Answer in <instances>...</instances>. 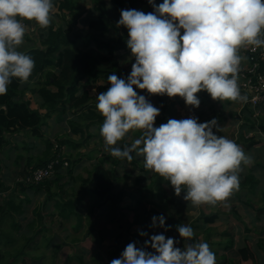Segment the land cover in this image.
I'll list each match as a JSON object with an SVG mask.
<instances>
[{"label":"clouds","instance_id":"clouds-1","mask_svg":"<svg viewBox=\"0 0 264 264\" xmlns=\"http://www.w3.org/2000/svg\"><path fill=\"white\" fill-rule=\"evenodd\" d=\"M148 2L153 12L123 9L117 22L128 31L126 43L135 62L126 79L110 74V87L96 96V109L104 118L100 135L105 150L129 161L133 152L142 156L146 169L169 181L177 196L183 192V199L193 206H227L239 190L243 167L253 158L213 131L216 119H169L155 127L160 109L135 89L179 96L194 108L200 106L201 91L214 101L241 98L239 51L248 45L264 48V0ZM54 8L53 0H0V95L7 93L13 78L27 82L35 67L30 55L18 51L27 30L24 22L46 29ZM130 130H141L140 137L130 146H117ZM152 226L164 227L165 217L154 216ZM177 231L188 242L183 248L176 246L175 238L156 234L143 247L129 243L110 264H216L207 242H191L195 233L190 225H178Z\"/></svg>","mask_w":264,"mask_h":264},{"label":"trees","instance_id":"trees-1","mask_svg":"<svg viewBox=\"0 0 264 264\" xmlns=\"http://www.w3.org/2000/svg\"><path fill=\"white\" fill-rule=\"evenodd\" d=\"M88 1L92 2L91 10L86 9ZM53 2L56 9L55 17L59 19V22L56 23L52 19L48 28H39L36 31L37 36L34 40L25 35L28 40L32 41V44L26 45V48L21 50V52L30 55L35 61L32 75L25 83L13 78L8 86L7 93L0 95V152L8 142L7 133L28 129L34 137L43 138L41 127L46 124V120L52 113H56L58 118L65 113L68 114L67 121H65L68 123L69 132L61 137H56L58 146L54 147L51 141L47 140L45 151L40 155L29 157L26 162L27 169H25V172L26 176H28L33 170L46 167L51 161H55V158H58L57 163L53 166V175L39 183L28 181L27 183L22 182L19 184L25 188H35L36 191L44 189L48 196L56 198V209L59 215L64 218L72 214L81 216L79 205H81V199L85 194L96 195L100 200L98 201V203H101L100 206L103 205L102 207L107 206L109 208L107 214L116 212L118 214L119 210H121L120 214L124 216V210L137 211L138 208L137 206L135 208L129 206L125 209L119 207V203H121L128 192L126 186L117 189L118 180L114 166L118 164L119 159L117 158L118 161L116 159L112 160V163L107 164V161L112 158L110 154H103L102 158H99L93 164L92 169L88 172L89 177L70 176V183L74 179H81L83 185L80 187V194L73 193L71 198L68 193L66 194L65 189L63 191V187H59L58 191H53L52 188L58 185L62 178L61 169H63V162L68 161L65 170L70 175L75 162L70 154H62L60 147L67 145L77 148L83 142L87 144V141H89L88 137L93 136L90 127L93 125L101 128L104 118L96 109V96L100 92L107 91L108 87H110L107 77L114 73L118 77L126 79L131 72L121 63L117 54V52L128 48L126 43L128 31L123 26H120L123 29L117 27L113 13L121 8L138 10L141 4L145 8V13L153 12L154 9L148 0H110V7H107L105 0H53ZM155 3L159 5L163 3V0H155ZM26 22L29 23L30 21ZM80 23L86 28L79 27L78 24ZM31 83L35 86L34 94L38 99L35 105H33L31 99L24 98ZM90 89H95L97 95H90ZM204 94L206 96L209 95L206 91H204ZM154 98L161 109V113L157 117L156 127L167 123L169 119H177L173 116V112L183 104V101L179 100L178 96L169 98L167 95H154ZM164 113L168 114L164 115ZM250 116L249 122L254 124L258 119L252 117L253 113H250ZM73 135H80L79 141L71 139L70 136ZM140 135L141 133L138 132L134 139L135 137H140ZM128 137H130L129 133L121 141L130 146L132 143L127 141ZM57 154H59L58 157ZM132 156L133 159L130 162L140 166L137 159L143 157L135 152L132 153ZM29 166L32 167L29 168ZM1 170L2 163L0 159V172ZM142 171L145 173L149 169L141 167L140 174L136 178L138 183L146 180L144 174L142 175L141 173ZM150 180L151 183L146 189L158 196L162 194L160 193L162 191L161 184L163 182L170 184L169 181L163 179L154 171ZM245 180L246 183L251 180L253 182L255 178L252 175H247ZM70 183L66 184L70 185ZM89 185H93V188H90ZM150 186L153 187L151 188ZM3 188L4 183L0 177V191ZM64 195L67 196V199H64ZM14 196L11 194L6 204L0 205V264H14L13 262L16 261L12 252L14 250L17 256L24 255L29 257L30 255L29 252H22L23 249L20 248L24 247L25 244L20 245V238H16L14 235L15 231L17 232L20 227L16 216L23 210V200L19 197L20 200H17ZM173 201L174 204L179 203L180 207L182 201ZM173 201H171V205ZM6 211H9V214L14 216L15 219L9 222V227L3 228L5 223L3 215ZM145 211L142 215H137V218L132 222V224L141 225L144 229V231L141 229L138 233H133V240L137 241L142 237L140 235L141 232L150 230L152 218L148 216V212L154 213L157 217L160 214L153 207L147 209L148 212ZM175 214H180V211L169 213L168 219L165 220V227L171 226L177 230V226L182 224L180 217L174 218ZM203 218L204 224L198 223L197 218L193 223L192 229H200L205 224L213 222L215 215L204 216ZM209 235L210 232L205 236L207 242ZM126 238L125 242H130V239ZM21 239L26 242L27 237H21ZM80 241V239L75 238L72 242L77 243ZM228 241H230L229 245L225 244V247H231L234 243L233 240ZM191 242L195 243L198 241L193 238ZM63 243L59 244L58 247L60 248ZM123 250V246L118 245V248L112 251V255L118 257ZM238 253V259L235 260L223 255L216 264H256V255L250 245H242L238 249ZM98 264H110V262H101L99 260Z\"/></svg>","mask_w":264,"mask_h":264},{"label":"crops","instance_id":"crops-1","mask_svg":"<svg viewBox=\"0 0 264 264\" xmlns=\"http://www.w3.org/2000/svg\"><path fill=\"white\" fill-rule=\"evenodd\" d=\"M107 7H110V6H107ZM242 48L239 51V55L242 57L239 67L245 64V59L243 58V55H242ZM119 52L121 53L117 52V54L123 53V51H119ZM118 58H120V55L118 56ZM132 58L134 59V57ZM129 64L132 65L133 63L130 62ZM240 97L241 98L235 101L225 100L226 103L225 104L223 102L220 103V107L218 108L217 111H212V112H217L220 114L216 118L219 126L216 129H213V131L216 133H218L219 131L220 135L217 134L219 136H221V134L224 132L228 139H231L234 142L237 141L235 143L241 146L244 152L253 158V162L251 163L250 166L243 167V171L239 175V181L240 183L241 182L243 183L240 184L241 187L239 188V190L235 191L231 195L227 206H225L224 203H217L214 206L208 205L207 207H204L203 205H201L198 207L197 217H198V223L204 224L205 222L203 220L204 216L215 215V219L213 220V222L205 224L199 230L201 231V234H205L204 237L207 235L208 232H210V235H209L210 244H215L216 246H220L222 243H224V241L233 240L234 243L231 245V247L229 246L225 247V249L222 250L221 253L219 254V257L226 255L236 260L237 257L239 258L238 249L242 245L248 244L250 245L254 254L257 256L256 263L263 264L260 257L264 256V115L260 116L258 120L254 122V124L250 123L249 119L251 117L250 113H252V110L249 109L247 106L243 105L241 93H240ZM32 98H33L32 100L33 105H35L38 99L35 100L34 96H32ZM229 103H231L232 105V112L230 111L231 108L226 106ZM210 109L213 110L212 105H210ZM203 112L208 113V110L206 109V107L200 110V112L198 113L199 117H203ZM45 125L46 124L42 125L41 127L42 133H43V127ZM62 129H63V131H61L62 133L60 132L61 136L69 132L68 127H63ZM234 133L236 137L234 136L232 138L231 136ZM248 133H251L252 136L249 138L248 137L246 138V135ZM7 137H8L7 138L8 142L4 145L2 151L0 152V159L2 163V170L0 172V177L4 183V188L0 191V205L6 204V202L9 200L11 196V193L14 191H16L15 192L16 196H18L21 199L23 197H21L20 194L32 195L34 193L35 194L38 193L36 204L34 203L32 205H29L30 207L23 206L22 212L17 215L18 216L17 220L20 225V229L17 232L15 231V234H14L16 238H20V241H21V243H19L20 245L25 244L27 241H29L32 238H35L38 242L41 240L40 238H42V242L40 244V255L34 258L36 264H42V260L43 258L46 257L47 254L49 255L50 258L53 257V255L56 256V253H58L59 249L64 244L68 243L67 241L70 242L71 246H75L77 243L72 242L75 238H78L82 241L83 239L90 237V233H91L90 231L93 229L94 222H96L94 216L90 217L91 213L93 212L91 211L92 209L97 208V212L95 213V215H103L102 216L103 219L100 224L108 222L106 219V216H104L107 214V212L106 214L101 213V208L103 205L100 206L101 203H98V201L100 200L94 194H90L89 198L87 199V203H88L87 208L89 209L87 213L89 214V217H87L88 214L85 215L84 213L81 212V216H75L72 214L69 217L64 218L59 215L56 209V198L54 197L52 198L48 196L47 192L44 189L36 191L35 188H30V187L25 188L24 186L20 184H19V191H17L15 187L12 188L10 184H8V182H10V179H12L15 176H17V179H19L20 176L24 179L27 175L25 172V169H27L26 162L28 158L31 156L40 155L43 151H45V146H43V149H39L38 151L35 150L36 152H38L37 154L27 155L28 158H25V161H24V155L20 151L25 153L28 147L33 148L36 143L35 141L36 139H34V136H32L31 131L28 129L15 131L14 133H7ZM132 139H134V135L130 133V138L128 141H132ZM84 145H87V144L83 142L81 145L78 146L79 149L76 152L74 157H76L77 154H80V155L84 154V153H80L82 152L83 150L82 146ZM103 154H104V150L100 154V158H102ZM18 159L21 160L19 162V165L21 166V168L19 167L20 168L19 170L17 168H15L14 170H7L8 168L13 169L14 167L12 166H16ZM73 159L76 163H78L81 159V156H79V158H73ZM123 161H124V164H123ZM125 161L126 159L119 160L118 164L115 165L116 173H117L116 174L117 180L120 177L122 179L127 177L128 172L126 170L125 163L128 162L134 165L133 162H130V161L125 162ZM31 167L32 166H29V168ZM29 168L28 170H30ZM18 171H20V173H18ZM61 171L63 175H64V172H67V170L65 169H61ZM6 173H11V176L10 178H8V180L5 179V176L7 177ZM63 175L58 185L54 187L55 190H58L59 187L64 186L68 182L70 183V180L67 181L66 177H63ZM67 175L72 176L68 174V172H67ZM247 175H252L255 178V182L257 181L256 182L257 185L255 187H252L250 186V184H247L248 182L246 183L245 179L247 178ZM16 184L18 183L16 182ZM116 186H117V189H121L122 187H124V185L119 184V182H117ZM89 187L93 188V185H89ZM9 188L11 189V191H8ZM85 195L81 199L82 206L84 204L83 200H84ZM42 197H43V200H41ZM70 197L72 198V194ZM64 199H67V196L64 195ZM123 200L124 198L122 199V201ZM173 200H177L179 202L183 201L180 203V208H181L180 214L178 215L175 214L174 218L180 217V222L184 224L188 218L187 209L189 208H186L185 211H183L184 207L186 206L187 201H184L180 198L173 199ZM171 201L172 200L170 201L168 200L170 204H171ZM181 204H183V206H181ZM81 205H79V208H81ZM177 205L179 206V203H177ZM119 207H121V205H119ZM127 207L129 206L122 205L121 208L125 209ZM191 207L192 208L190 209L192 210L196 206L192 205ZM120 213H121V210H120ZM169 213H168V216H169ZM46 218H50V219L47 221ZM81 218H83L84 221H81ZM134 219H135V216L133 215V219L129 221V223L131 224L127 223L128 225H127L126 230H123L124 225H121V226L117 225L116 229L113 230L114 233H116L114 234V237L117 240L116 245H120L121 247L125 246V241L127 239L126 237L128 236V233L130 232L128 229L130 225H134L132 224ZM24 220H26V222H24ZM110 220L112 219L110 218ZM222 224H224V228L220 229L219 227ZM78 225L82 227L79 230H76V227ZM7 227H9V223L8 224L4 223L3 228H7ZM97 233H98V238L100 237V241H101L102 239L105 238L104 234H106L107 232L105 233L104 229L102 230V228H100L97 231ZM21 237H27L26 242L25 240L21 239ZM215 237L218 238V241H212V239H214ZM62 242L64 243L59 248L58 246ZM23 251L28 252L29 250L23 249L22 252ZM66 253H69L68 249L66 250ZM257 253H260V254L257 255ZM28 260L29 258H27L26 261H23V262L21 261V263L26 264ZM55 260L56 259H54V261ZM220 260L221 259L219 258L218 262ZM54 261L51 264H55Z\"/></svg>","mask_w":264,"mask_h":264},{"label":"rangeland","instance_id":"rangeland-1","mask_svg":"<svg viewBox=\"0 0 264 264\" xmlns=\"http://www.w3.org/2000/svg\"><path fill=\"white\" fill-rule=\"evenodd\" d=\"M106 1V5L110 6V0H105ZM91 6H92V2L88 1V4H86V9L91 10ZM125 8H121L119 10H117L116 12L113 13V17L115 19V23L117 25V22L120 19V12L121 10H123ZM140 11L144 12V6H142V4L140 5V8L138 9ZM55 13H56V9L54 8V11L52 13V19L55 20L56 23L59 22V19L57 17H55ZM85 15V14H84ZM27 25V30H26V34L28 35L31 40L36 39L37 33L36 31L40 28V26L38 24H36L34 21H30L29 23L26 22ZM83 24L80 23L78 24L79 27L81 28H86V26H82ZM117 27H120L117 25ZM120 29H123L122 27H120ZM127 30V29H126ZM113 33V32H112ZM28 40L26 37H24V43L18 48V51L23 50L24 48H26V45L29 46L32 44V41ZM123 51L122 54H118V56L120 55V59H121V63L124 64V66L129 69L131 71V64H129L130 62L134 63L135 59H133L132 54H131V50L128 48L126 50H121ZM121 53V52H118ZM238 82V81H237ZM35 86L33 83H31L29 85V89L28 91H26L24 98L25 99H31V101L33 100L32 96H34L35 100L37 99L35 93ZM135 91L138 92L139 95H143L145 96V98L148 100V102H150L153 106L159 108L158 103L156 102V99L154 98V95H150L149 93H147L146 90H140V89H135ZM90 95L92 96H96L97 95V91L95 89H90ZM165 96V95H164ZM197 96L200 100V106L199 108H194L192 106L186 105L185 101L183 98L178 96L179 100L183 101V104H181L180 108H178L177 110H175L173 112V116L175 118H177V120H181V119H186V118H191V117H195L198 119V122L204 123L207 121H210L212 119H216L220 114L217 112H212V111H217L218 108L220 107V103H226L225 100L223 101H214L212 100V98L210 97V95H205L204 91H201L199 93H197ZM35 102V101H34ZM33 103V101H32ZM210 105H212V109H210ZM206 107V109L208 110L207 112H203V117H199L198 113L200 112L201 109H203L204 107ZM227 107L231 108L230 111L232 112V105L231 103L226 105ZM160 109V108H159ZM211 110V111H210ZM160 113H161V109H160ZM168 113H164V115H167ZM72 116V115H71ZM69 116V117H71ZM68 118V114H64L61 115L59 118L57 116L56 113H52V115L46 120V125L43 127V138H36L34 137V139H36V143L34 145L33 148L28 147V149L25 151V153H23L22 151H20L23 155H24V161L25 158H28L27 155L29 154H37L39 149H43V146H45V143L47 140L51 141V143L53 144L54 147L58 146V140L56 138V136H61L60 134L62 133L61 131H63V127H68V124L65 122V120ZM71 119V118H70ZM154 126H157V118L155 120V124ZM219 126V125H218ZM67 131V129H66ZM90 131L92 133V137H88L89 141H87V145L82 146V152L80 153H84L82 155L77 154L76 157L75 154L78 151V148H73L71 146H67V145H63L62 147H60L61 149V153L64 155H71L73 156V158H79V156H81V159L78 163H74L73 167H72V176L76 177L77 175H79L80 177H89V170L92 169L93 167V163L97 161L98 158H100V154L103 152L104 150V154H110L108 151L105 150V146H104V141L103 138L100 135V128L98 126H91L90 127ZM218 131V130H217ZM236 131V130H235ZM61 132V133H60ZM139 133H141V130H130L129 131V135L130 133H132L134 136L137 135ZM233 133V132H232ZM220 135V132L218 131V133ZM238 134V133H237ZM232 135V134H231ZM33 136V135H32ZM221 136L226 137V134L223 132L221 134ZM236 137L235 133L231 136ZM79 137L80 135H73L70 136L71 139H73L74 141H79ZM130 137H128L127 141L129 140ZM139 138L136 137L135 139ZM46 139V140H45ZM134 139V140H135ZM133 141H130V143H132ZM237 142V141H235ZM126 144L123 141H119L117 146H122V148L125 146ZM88 146V147H87ZM129 146V145H128ZM87 147V149H86ZM36 150V151H35ZM81 151V150H80ZM59 156V154H57V157ZM90 157V158H89ZM23 159V158H22ZM117 158H110L107 161V164L112 163V160H115ZM119 160H123V159H119ZM21 160L18 159L17 160V164L16 166H12L14 167L13 169H7V170H14L15 168H17L18 170L21 168V166L19 165V162ZM55 161L57 163L58 158H55ZM138 163H140V166H136V165H132L131 163H128L127 160L125 162V167L127 170V177L125 178H119L118 182L119 184H123L124 186H126L127 188V192L128 194L124 196V200L121 201V203H119V205H128L131 208H135L137 206L138 210L137 211H132V210H124V216L120 217V211L116 213H112V214H106V212L108 213L109 208L107 206H104L101 208V213H105L106 215V219H107V223H103L100 224L102 222V216L103 215H95V213L97 212V208L93 209V212L91 213V216L95 217L96 222H94L93 225V229L90 231V237H87L85 239H83L81 242H77V244L75 246H71L70 242L67 241L68 243L64 244L58 251V253H56V256L53 255V257H49V255L47 254L45 258H43L42 260V264H51L54 259H56L54 262L55 264H98V261L101 260V262H110L113 259L119 258L120 256H113L112 255V251H114V249L118 248V245H116V238L114 237V231L118 226L124 225V229H127V223H129V221H131L133 219V215L135 216V218H137V215H142V213L148 212L147 209H151L152 207L154 208L155 211L159 212V216L163 215L165 217V220L168 218V211L172 212H179L181 211V208L176 204H174L173 199H183L184 193H181L180 196H177L175 194L174 188L171 186V184H168L167 182H163L161 184V188L162 191H160V193H162L161 195H154L152 192H149L148 189H146L147 187H149L150 183H151V176H152V170H149L148 172L145 171V173L142 171V175L144 174V176L146 177V180L144 182L140 181L139 183L137 182L136 178L138 177V175L140 174V170L141 167H144V159L143 158H139L137 159ZM68 161H64L63 162V169H65V167H67ZM124 164V161H123ZM20 167V168H19ZM116 168V166H114ZM248 167V166H246ZM119 168V167H118ZM8 172V171H7ZM18 173H20V171H18ZM117 174V173H116ZM7 177L5 176V179L8 180V178H10L11 173H6ZM63 177H66L67 181H69L71 179V177L69 175H67V172H64ZM14 178V179H13ZM12 179H10V182H8V184H10V186L13 188L15 187V189L17 191H19V183H27L26 178H22L21 176L19 177V179H17V176L13 177ZM16 182L18 184H16ZM257 182V181H256ZM255 181L253 182H249L247 184H250V186L255 187L257 185ZM67 185V186H66ZM65 186H61L63 187V191L65 189L66 194L68 193L69 196H71V194L76 193V194H80V187L83 185L81 179L77 178L71 181L70 185L66 184ZM141 186V187H140ZM10 187V188H11ZM66 187V188H65ZM88 187V186H86ZM151 187V186H150ZM153 187V186H152ZM151 187V188H152ZM241 187V185L239 186V188ZM8 189V191H11V189ZM139 188V189H138ZM53 191H58L55 190V188H52ZM16 191L12 192L11 194H15V198L18 200V196H16ZM90 194H86L84 197V204L83 206L81 205L80 208V212L84 213L85 215H87V211L89 210L88 207V203H87V199L89 198ZM22 198V209L23 206H27L30 207L29 205L32 204H36V200H37V194H32V195H24V194H20ZM170 198V199H169ZM41 200H43V197L41 198ZM168 200H172L173 203L172 205L168 202ZM40 201V200H38ZM185 201V200H184ZM183 202V201H182ZM109 206H111L109 204ZM183 206V204H182ZM192 204L191 202H186V206L184 207L183 211H185L186 208L188 211V218L186 220V222L184 223L185 225H190L191 227L193 226V223L197 220V216H198V207H195L194 209H190ZM204 207H207L208 205L205 204L203 205ZM154 211V212H155ZM30 214V213H29ZM148 216L150 217H154L155 214L154 213H147ZM118 215V216H117ZM5 223L8 224L9 222L13 221V219H15L14 216H11L9 214V211H6L3 215ZM89 217V214L88 216ZM110 217H112V220H108ZM231 217V216H230ZM16 218H18V216H16ZM72 218V217H70ZM74 218V217H73ZM47 221L50 218H46ZM88 219V218H87ZM55 220V218H54ZM81 221H84L83 218H81ZM24 222H26V220H24ZM38 222V220H37ZM54 225V224H53ZM82 227V226H81ZM80 225H78L76 227V230H79ZM102 228V230L104 229L105 233V238L102 239L100 241V237L98 238V233L97 231ZM224 228V224H222L220 227ZM20 229V227L18 228V230ZM140 229H143V227H141V225L139 224H134V225H130L129 226V233H128V238L130 239V242H125V246H123V248L125 249V247L127 246V244L131 243V242H135L137 247H143L145 240L149 239L152 235H156V234H163L165 235V237H172L175 238L176 241H178L177 243V247H181L183 248L185 242L180 236L177 230L173 229L171 226H164V227H153L152 226V222H151V228L148 231H145V233H147L146 236H142L140 239L133 240L132 239V233H138L140 231ZM195 230L194 233V238L198 241V242H207L204 235L205 234H201V231H199L200 229L196 228L193 229ZM209 233V232H208ZM222 236V235H221ZM109 237V238H108ZM213 238V237H212ZM211 238V239H212ZM41 240L38 242L35 238L30 239L29 241H27L24 245V247H21L20 249H27L29 250L28 252L30 253L29 257H26L24 255H16L15 250L12 251L13 254L15 256H13L14 258H16L13 263L14 264H23L21 263V261H26L27 258H29V260L27 261L26 264H36L35 262V257L40 255V244L42 242V238H40ZM210 240V239H209ZM208 240V244L211 248V250L217 254L216 255V263L219 260V254L221 253L222 250L225 249V244L229 245L230 241H224V243H222L220 246H216L215 244H210ZM212 241H218V238H214L212 239ZM68 244V245H67ZM214 245V246H212ZM15 246V245H14ZM17 246V245H16ZM69 250V253H66V250ZM148 251H151L152 249L149 247L148 249H146ZM260 253H257V255H259ZM223 256H221L222 258ZM257 257V256H256ZM236 258V257H235ZM262 263L264 264V256L260 257ZM238 259V257H237ZM257 262V261H256ZM257 264V263H256ZM260 264V263H259Z\"/></svg>","mask_w":264,"mask_h":264},{"label":"built area","instance_id":"built-area-1","mask_svg":"<svg viewBox=\"0 0 264 264\" xmlns=\"http://www.w3.org/2000/svg\"><path fill=\"white\" fill-rule=\"evenodd\" d=\"M242 55L245 64L238 69L239 92L242 95L243 105L252 110L254 119H258L264 115V48L244 46ZM251 136L252 134L248 133L246 138ZM55 163L56 161H51L46 167L33 170L26 176L27 182L39 183L51 177Z\"/></svg>","mask_w":264,"mask_h":264},{"label":"water","instance_id":"water-1","mask_svg":"<svg viewBox=\"0 0 264 264\" xmlns=\"http://www.w3.org/2000/svg\"><path fill=\"white\" fill-rule=\"evenodd\" d=\"M89 102H91V101H89ZM120 211V210H119ZM120 217H121V214H120Z\"/></svg>","mask_w":264,"mask_h":264}]
</instances>
